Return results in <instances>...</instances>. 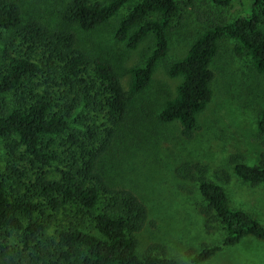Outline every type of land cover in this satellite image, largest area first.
Here are the masks:
<instances>
[{
  "label": "trees",
  "instance_id": "1",
  "mask_svg": "<svg viewBox=\"0 0 264 264\" xmlns=\"http://www.w3.org/2000/svg\"><path fill=\"white\" fill-rule=\"evenodd\" d=\"M195 1L201 0H68L49 26L26 14L21 0H0V140L5 149L0 264H202L245 238L264 243V227L231 207L223 188L205 179L203 166L184 162L175 173L195 183L204 203L199 213L222 239L187 263L167 258L155 246L138 255L146 207L103 170L121 140L132 98L146 89L155 65L166 56L173 22ZM203 1L211 5V14L184 55L166 66L167 76L179 83L156 115L161 124L177 123L185 140L192 139L196 116L212 98L211 62L220 43L232 42V53L264 75V30L259 27L264 0ZM128 3L133 6L120 19L114 39L133 49L151 35L154 47L142 65L128 70L131 81L124 90L113 66L83 53L68 29L92 30ZM255 129L264 140V107ZM230 163L240 184L264 185V152L253 166L237 158ZM50 165L56 179L44 170Z\"/></svg>",
  "mask_w": 264,
  "mask_h": 264
},
{
  "label": "rangeland",
  "instance_id": "2",
  "mask_svg": "<svg viewBox=\"0 0 264 264\" xmlns=\"http://www.w3.org/2000/svg\"><path fill=\"white\" fill-rule=\"evenodd\" d=\"M21 1L26 14L40 17L52 26L57 22L53 14L68 0ZM132 6L133 3L124 5L92 30L84 32L76 26L68 29L83 53L113 66L124 90H128L131 81L128 70L142 65L154 47L151 35L133 49L114 39L120 19ZM211 9L203 0L195 1L192 8H182L169 33L166 56L155 65L146 89L132 98L121 128V140L116 142L115 151L107 155L103 167L108 177L117 185L130 188L146 207L147 224L137 234L138 255L155 246L167 258L187 263L200 249L216 245L222 239L216 226L207 229L209 224L199 213L204 203L195 183L181 180L175 173L184 162L203 166L205 179L223 188L229 205L248 213L264 227V185L252 188L240 184L231 173L230 163L231 158H237L253 166L264 152V140L255 129L257 114L264 107V75L256 74L246 58L232 53V42L220 43L211 62L212 98L196 116L192 139L180 136L177 123L161 124L156 120L179 83V78L167 76L166 66L184 55L204 28L203 18L210 16ZM259 27L264 30V20ZM4 159L5 149L0 140V172ZM44 170L49 178L56 179L53 165ZM202 264H264V243L245 238L233 247L222 248Z\"/></svg>",
  "mask_w": 264,
  "mask_h": 264
}]
</instances>
